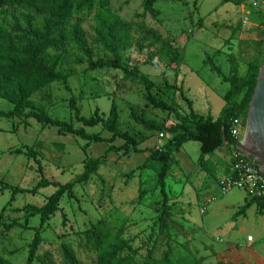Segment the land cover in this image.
I'll return each mask as SVG.
<instances>
[{
    "label": "rangeland",
    "instance_id": "rangeland-1",
    "mask_svg": "<svg viewBox=\"0 0 264 264\" xmlns=\"http://www.w3.org/2000/svg\"><path fill=\"white\" fill-rule=\"evenodd\" d=\"M145 1L109 0L110 11L128 26L125 48L120 49L121 65L147 75L157 85L151 90L155 97L173 105L181 115L189 113L184 96L196 114L217 118L229 89L222 78L230 76L231 58L238 65L239 76L244 75L248 62L262 65L264 61L258 53V42L264 41V14L256 10L264 0L240 5L222 0H155L156 17L144 11ZM25 12L0 8V22H23L21 15ZM91 18L83 24L91 58L96 64L112 61V55L97 43L89 28ZM34 19L38 22L40 18ZM143 28L154 30L177 48L179 60L171 61L159 50L160 44L146 40ZM66 35L69 39V29ZM56 57L55 69L66 75L64 82L37 88L21 85L11 92L13 99L0 95V110L8 111L21 103L28 112H43L78 128L81 124L73 118L71 103L83 116H91L97 107L106 118L114 102L121 132L132 136L138 148L165 150L174 136L167 128L178 123L176 115L153 108L144 98L141 83L125 79L122 68L91 66L71 40ZM207 58L220 74L205 63ZM163 70L172 88L164 86ZM4 74L0 71L1 76ZM131 112L158 129L135 122ZM85 130L104 138L112 135L101 125ZM123 142L120 138L112 143L86 142L71 134L58 135L54 127H42L30 118H0V212L12 226L0 231V255L13 264L28 261L33 228L39 225V218L16 210L26 204L42 205L55 190L48 186L35 195L18 193L12 197L13 189H30L40 177L31 158L11 153L22 147L35 150L43 175L59 183L79 175L90 158L98 157L103 163L87 183L74 187L77 200H61L59 210L44 224L41 243L29 264H96L97 254L86 246L84 235L98 222L111 235L126 241L137 262L147 254L158 258L167 252L174 264H220L216 251L229 246L239 253L247 252V235L254 239L250 247L264 254V232H257L258 225L264 224V213H256L253 204L243 212L240 205L248 201L242 191L222 193L218 186L226 161L229 163L227 150H218L201 166L199 142L187 141L179 149L172 148L171 168L165 180L170 217L166 227L160 229L158 208L162 197L156 167L140 168L148 151L116 150ZM139 192H143L141 198ZM202 208L204 214L200 213ZM67 251L73 262L67 261Z\"/></svg>",
    "mask_w": 264,
    "mask_h": 264
},
{
    "label": "trees",
    "instance_id": "trees-1",
    "mask_svg": "<svg viewBox=\"0 0 264 264\" xmlns=\"http://www.w3.org/2000/svg\"><path fill=\"white\" fill-rule=\"evenodd\" d=\"M231 2L235 5L243 4L249 0H222ZM155 0H146L143 4L144 11L149 12L153 17L157 16V11L153 8ZM0 8L24 9L22 20L11 22H0V95L13 99L14 89L21 85L29 87H44L52 82L65 81L66 75L55 69L53 58L61 53L69 41L75 44L78 50L88 57L89 64L97 67H110L114 69H124L125 79H131L139 82L145 89V100L155 109L172 112L176 115L178 123L167 128L173 138L165 146V150H155L153 148H138L136 140L127 132H121L117 126L119 114L117 106L111 102L109 114L104 118L99 108H95L91 116L80 114L75 103H71L73 118L81 124V127H74L72 123L51 119L43 112H28L21 103L15 105L11 110H0V118H22L33 119L42 127H54L58 135L71 134L86 142H108L112 143L116 138L123 139L122 146L116 150L134 152L148 151V157L140 168L156 167V183L161 194L159 202L158 223L160 229L165 228L167 219L170 217L169 205L166 195V177L171 168L172 148L179 149L187 141L199 142L198 163L202 166L208 158L214 155L218 150L225 149L228 154L233 144L230 136V125L233 118H240L246 123L249 104L257 82V76L260 70V62L251 61L247 63L244 75H238V65L231 58L232 67L230 76H223V81L229 83V89L224 95L225 105L217 118L211 115L202 116L192 110L190 100L183 96L187 103L189 113L181 115L171 104H167L161 99L155 97L151 92L156 88V83L147 75L139 72L137 69H126L121 65L120 49L125 48L126 37L128 36V26L122 22L115 14L110 11L109 0H0ZM261 12V11H260ZM264 14V12H262ZM92 16V18H91ZM34 17L40 18L35 22ZM91 18L89 27L92 34L105 50L111 55L113 60L108 62H94L91 58L92 52L88 46L83 32V24ZM66 29H69L67 38ZM146 40H153L160 44L159 50L171 61L177 62L180 53L168 41L163 40L154 30L143 28ZM259 52L264 59V41H259ZM57 59V57H56ZM210 63L211 69L217 74L220 70L209 58L205 63ZM166 71L161 75L166 88H172L165 78ZM182 94V92H181ZM131 117L135 122L148 129H158V126L150 123L143 116L131 112ZM101 125L105 130L112 133L110 138H104L98 133H89L85 130L87 127ZM12 154L23 155L31 158L37 164L39 180L30 188H15L12 190V197L18 193H30L35 195L39 189L53 186L55 190L46 198V201L40 205L26 204L16 211H22L24 215L38 216L39 225L34 230V236L28 250V261L35 255L39 244L41 243L40 232L44 224L59 210L61 200L66 197L70 200H77L74 187L77 184L87 183L103 165L100 158H90L85 162L83 171L66 183H59L47 179L43 175V168L37 157L38 153L30 148L22 147L11 151ZM229 157V155H228ZM257 163V162H256ZM258 164V163H257ZM229 163L225 170L228 174ZM132 174V173H131ZM143 192H139L141 198ZM248 202H256L257 207L260 201L250 199ZM245 204L242 211L247 208ZM12 226L5 222V216L0 212V231L10 229ZM85 244L93 249L97 254L96 264H174L172 258L167 252L156 258L147 254L141 262L135 260V255L129 253L126 241L118 236L111 235L107 228L101 223L92 224L85 231ZM67 261L73 262L71 254L67 251ZM0 264H13L0 255Z\"/></svg>",
    "mask_w": 264,
    "mask_h": 264
},
{
    "label": "built area",
    "instance_id": "built-area-1",
    "mask_svg": "<svg viewBox=\"0 0 264 264\" xmlns=\"http://www.w3.org/2000/svg\"><path fill=\"white\" fill-rule=\"evenodd\" d=\"M256 10L264 12V1L260 3ZM254 6L257 4L254 2ZM262 8V9H260ZM246 123L244 124L240 118H233L230 125V136L233 139L231 150L229 153V170L228 174L222 175L218 181V186L222 193L230 190L238 189L245 193L247 198L260 201L258 209L264 213V175L259 171L258 164L250 157L242 154L238 143L242 140ZM160 150L159 147L156 148ZM214 200V197H210ZM202 208L200 213H204ZM247 239H251L248 236Z\"/></svg>",
    "mask_w": 264,
    "mask_h": 264
},
{
    "label": "water",
    "instance_id": "water-1",
    "mask_svg": "<svg viewBox=\"0 0 264 264\" xmlns=\"http://www.w3.org/2000/svg\"><path fill=\"white\" fill-rule=\"evenodd\" d=\"M242 154L258 163L264 175V61L249 104L245 131L238 143Z\"/></svg>",
    "mask_w": 264,
    "mask_h": 264
},
{
    "label": "crops",
    "instance_id": "crops-1",
    "mask_svg": "<svg viewBox=\"0 0 264 264\" xmlns=\"http://www.w3.org/2000/svg\"><path fill=\"white\" fill-rule=\"evenodd\" d=\"M226 163L227 164H226L223 172H225V170H226V168L228 166V161H226ZM224 174H226V173H222V175H224ZM239 191H241V190H239ZM242 193H243L244 199H246L247 201H249L250 199L247 198V196L245 195V193L243 191H242ZM245 204H248V206H250L251 204H253L254 207H255V212L256 213H259V214L263 213V212H261L258 209L256 202H242L240 206L243 207ZM204 213H205V211H204ZM204 213H201V214H204ZM258 226H259L258 227L259 229L257 230V232L258 233L264 232V224H262V225L260 224ZM248 236L249 235H247V237ZM253 241H254V239L252 237H251V239H247L246 250H247L248 253L247 252H241V253H239L237 249H235V248L234 249H231V247H229V246L224 247V248H222L220 250H217L216 251V260L220 264H264V254H259V253L255 252L252 247H250L252 245ZM231 250H232V254L230 253Z\"/></svg>",
    "mask_w": 264,
    "mask_h": 264
}]
</instances>
